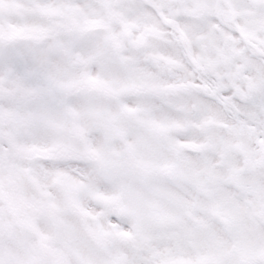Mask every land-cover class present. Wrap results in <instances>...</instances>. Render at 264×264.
Wrapping results in <instances>:
<instances>
[{
	"label": "snow or ice",
	"instance_id": "6c2138e0",
	"mask_svg": "<svg viewBox=\"0 0 264 264\" xmlns=\"http://www.w3.org/2000/svg\"><path fill=\"white\" fill-rule=\"evenodd\" d=\"M0 264H264V0H0Z\"/></svg>",
	"mask_w": 264,
	"mask_h": 264
}]
</instances>
